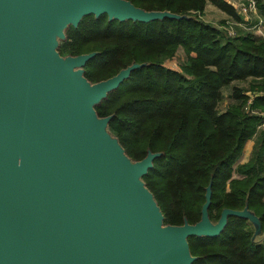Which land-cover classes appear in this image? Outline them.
<instances>
[{
  "label": "water",
  "instance_id": "obj_1",
  "mask_svg": "<svg viewBox=\"0 0 264 264\" xmlns=\"http://www.w3.org/2000/svg\"><path fill=\"white\" fill-rule=\"evenodd\" d=\"M150 23L184 17L125 0H0V264H192L188 238L220 235L246 207L181 226L164 217L142 177L159 154L132 162L95 107L142 65L91 84L96 53L61 57L59 41L86 16ZM256 241V240H255Z\"/></svg>",
  "mask_w": 264,
  "mask_h": 264
},
{
  "label": "trees",
  "instance_id": "obj_2",
  "mask_svg": "<svg viewBox=\"0 0 264 264\" xmlns=\"http://www.w3.org/2000/svg\"><path fill=\"white\" fill-rule=\"evenodd\" d=\"M125 1L184 18L140 23L86 16L65 30L59 55L96 53L83 69L91 84L142 65L108 93L96 114L110 117L107 130L132 162L159 154L142 181L165 225L197 223L209 186L212 223L224 209L246 207L258 218L261 241L238 217H228L217 237L188 238L192 264H264V37L248 29L232 37L200 19L208 4L247 28L256 16L250 22L230 0ZM254 1L264 18V0ZM180 48L185 61L179 71L167 68ZM244 82L247 87L235 84ZM228 89L230 103L221 111ZM252 139L251 157L239 162Z\"/></svg>",
  "mask_w": 264,
  "mask_h": 264
},
{
  "label": "rangeland",
  "instance_id": "obj_3",
  "mask_svg": "<svg viewBox=\"0 0 264 264\" xmlns=\"http://www.w3.org/2000/svg\"><path fill=\"white\" fill-rule=\"evenodd\" d=\"M231 2L238 3V5L243 6L244 8L247 7V1L248 0H230ZM239 6L236 5V8H239ZM253 14L250 13L249 11L246 10L244 16L246 18H250V22L253 20ZM251 16V17H250ZM203 22L212 25L216 28H219L222 31H225L227 33V29L229 27H232V20H230V18H228L227 16H225L222 12H220L218 9H216L215 7L211 6V5H207V7L205 8V11L203 13V15L200 18ZM234 31H237V33L239 31H243V32H247V30L243 29V28H238V27H234L233 26ZM185 61V55L182 51V49H178L177 53L175 54L174 58L172 60L166 61L165 62V66L169 69L175 70V71H179L181 65L183 64V62ZM236 85H239L241 87H247V82L244 83H235ZM232 86V85H231ZM231 88V87H230ZM228 90L224 91V99L221 102V104L219 105V109L221 111H224L226 109V107L228 106V103H230L229 99H228ZM250 145L249 143H247V145L245 146L244 152L242 157L240 158L239 162H243L245 161L249 154H250ZM262 235H258L255 240L256 241H261Z\"/></svg>",
  "mask_w": 264,
  "mask_h": 264
},
{
  "label": "built area",
  "instance_id": "obj_4",
  "mask_svg": "<svg viewBox=\"0 0 264 264\" xmlns=\"http://www.w3.org/2000/svg\"><path fill=\"white\" fill-rule=\"evenodd\" d=\"M239 10L242 12L243 15L245 14L246 10L249 11L254 16H256L257 21L250 28H247L246 26H243L241 24H236V23L232 22V27H229L227 29V34L229 36H232V37L235 35L236 31H234V29H233V26H234L235 28L239 27V28H243V29L254 30L255 34L261 35V36L264 37V18L263 17H259L258 15H256L255 1L254 0H248L247 1V7L244 8L243 6L240 5L239 6ZM262 115L264 116V114H262Z\"/></svg>",
  "mask_w": 264,
  "mask_h": 264
},
{
  "label": "crops",
  "instance_id": "obj_5",
  "mask_svg": "<svg viewBox=\"0 0 264 264\" xmlns=\"http://www.w3.org/2000/svg\"><path fill=\"white\" fill-rule=\"evenodd\" d=\"M235 4H236L237 6H239L238 3H235ZM206 7H207V6H206ZM262 129H264V125H262V126L260 127V130H262ZM247 143H249L251 150H250V154H249L248 158H247L245 161H247V160L251 157L252 149H253V147H254L256 141H255V139H252V140H249ZM247 143L245 144V146L247 145ZM245 146H244V149H245ZM243 152H244V150H243ZM245 161H243V162H245Z\"/></svg>",
  "mask_w": 264,
  "mask_h": 264
}]
</instances>
